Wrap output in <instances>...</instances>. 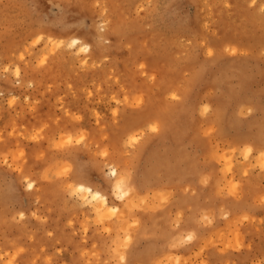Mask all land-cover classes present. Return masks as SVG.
I'll list each match as a JSON object with an SVG mask.
<instances>
[{"label": "rangeland", "instance_id": "obj_1", "mask_svg": "<svg viewBox=\"0 0 264 264\" xmlns=\"http://www.w3.org/2000/svg\"><path fill=\"white\" fill-rule=\"evenodd\" d=\"M0 264H264V0H0Z\"/></svg>", "mask_w": 264, "mask_h": 264}, {"label": "bare ground", "instance_id": "obj_2", "mask_svg": "<svg viewBox=\"0 0 264 264\" xmlns=\"http://www.w3.org/2000/svg\"><path fill=\"white\" fill-rule=\"evenodd\" d=\"M81 42H80L79 39H73L72 42H71V45L76 47V48H80L82 51H87L89 53L90 50H91V49L89 51L87 50L88 48H90V47H88L89 45L88 46L85 45V44L83 45V44H81ZM113 172L116 173V175L114 176V177H116L117 176L116 169H111V172H109V173H111V175H112ZM76 187H77V190L79 192L84 194L83 197H84V200L86 202L96 203V204L98 203V204H101L102 207H105V208L108 207L107 198L105 196H103L99 191L94 190L92 187L85 186L84 184H78ZM114 188H116V186Z\"/></svg>", "mask_w": 264, "mask_h": 264}, {"label": "snow or ice", "instance_id": "obj_3", "mask_svg": "<svg viewBox=\"0 0 264 264\" xmlns=\"http://www.w3.org/2000/svg\"><path fill=\"white\" fill-rule=\"evenodd\" d=\"M41 39H43V37H38V38H37V43H38L39 40H41ZM173 98L175 99V97H173ZM152 131L155 132V131H156V128H153ZM68 143H72L71 139H69ZM76 143H80V141L77 140ZM112 175L115 176L116 173L113 172ZM126 181H127V178H126V177L120 179L119 182L116 184V188H115L114 191H115V192H120V191H122V190H123V187H124L125 184H126ZM28 187L31 188L32 185L29 183V184H28ZM81 190H82V189H81ZM117 198H118V199H122L121 196H117ZM114 210H115V209H114ZM188 239H191V237H188Z\"/></svg>", "mask_w": 264, "mask_h": 264}]
</instances>
